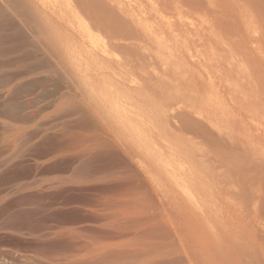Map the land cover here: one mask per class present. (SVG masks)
Listing matches in <instances>:
<instances>
[{"label": "bare ground", "instance_id": "1", "mask_svg": "<svg viewBox=\"0 0 264 264\" xmlns=\"http://www.w3.org/2000/svg\"><path fill=\"white\" fill-rule=\"evenodd\" d=\"M37 89L49 105L71 104L61 135L42 133L46 121L31 125L43 109L21 97ZM262 106L264 0H0V153L8 154L0 172L27 166L36 145L33 172L42 176L44 152L85 146L64 156L76 162V185H66L63 201L40 186L1 204H32L36 213L4 217L1 208L0 244L33 251L25 264L55 254L61 264H238L222 243L251 193L246 154L264 150L245 136L249 118L264 121ZM61 203L77 204L78 216L60 207L66 215L53 216L56 208L48 219L44 208ZM63 224L75 225V243L47 231Z\"/></svg>", "mask_w": 264, "mask_h": 264}, {"label": "rangeland", "instance_id": "2", "mask_svg": "<svg viewBox=\"0 0 264 264\" xmlns=\"http://www.w3.org/2000/svg\"><path fill=\"white\" fill-rule=\"evenodd\" d=\"M47 89H51V86L50 87H48ZM41 90L42 89H37L36 91H32V92H30V91H28V92H23L22 94L24 95H21V96H23V97H21V100H26L25 102H29V100H30V106H31V104H33L32 106H31V109H35V108H38V109H43V111L40 113V115L36 118V120L35 121H33V122H31V125H33V126H35L36 124H38V122H40L41 120L43 121V122H45V125L41 128V130H42V133H48V134H51V133H58V134H60L61 135V129H62V127H63V123H64V121L67 119L66 117H62L61 115L62 114H64L65 112L64 111H66V110H68L69 108H70V105L71 104H69V102H67V101H63V102H61V103H56L55 105H49V100L50 99H52V97H45V96H47V95H43V93L41 92ZM50 91V90H49ZM30 93V94H29ZM37 94H39L38 96H37ZM26 95V96H25ZM35 96H36V98H35ZM29 98V99H28ZM31 98H34L35 99V101L34 100H32L31 101ZM36 99L39 101L38 103H36L37 101H36ZM45 105H49V106H45ZM43 106V108H40V107H42ZM44 107H45V109H44ZM47 107V108H46ZM262 109L264 110V108H263V106H262ZM257 111H259V110H257ZM261 111V110H260ZM256 112V111H255ZM261 113H263V112H261ZM254 114H256V113H254ZM60 115V116H59ZM259 115H260V113H259ZM263 115V114H262ZM261 115V116H262ZM254 116H256V117H259L258 116V114L257 115H254ZM260 116V117H261ZM56 117V118H55ZM253 118V120H255L256 122H258V124H261V125H259L260 127L262 126H264V121H262L263 120V118H262V120L260 119V117L259 118ZM263 117V116H262ZM72 118H74V116L72 117ZM252 118V117H251ZM251 118H249L247 121H246V123H245V125H246V127H247V125H249L247 128L245 127V125H244V127H242L243 129L244 128H246V129H251V130H248V132H251V135H250V133H248L247 135H245V136H247L249 139L250 138H252L254 141H257V140H259V142L257 141V142H254L253 144H256V145H258L259 143H260V141L262 142V143H260V147H261V145H262V147H264V132H263V130H264V127L263 128H259V126L257 127L258 129H259V133H257V131H256V133H253V131H255V129H257L256 127H254V125H255V123L252 125V122L253 121H251L252 119ZM68 119H71L70 117L68 118ZM258 119H260V121L258 120ZM48 120H51V121H49L48 122ZM41 121V122H42ZM262 121V122H261ZM251 122V123H250ZM55 123H57L56 125H55ZM59 123V124H58ZM257 123H256V125H258ZM54 125V126H53ZM58 125V126H57ZM62 125V126H61ZM241 128V129H242ZM257 129V130H258ZM60 130V131H59ZM50 131H52V132H50ZM240 132H241V130H240ZM241 134V133H240ZM253 134V135H252ZM256 134V135H255ZM244 135V134H243ZM243 135H240V136H243ZM239 136V139L237 138V140H238V142L239 141H241L240 143L243 145V144H245L244 142L246 141V143L249 145V142L251 141V142H253V140L251 139V140H249V141H247L248 140V138L245 140V136L243 137V139L241 138ZM261 136H263L262 138H260ZM257 138V139H256ZM242 139V140H241ZM256 139V140H255ZM263 139V140H262ZM38 141V139H34V140H32L30 143H33V144H35L36 142ZM237 142V143H238ZM250 142V143H251ZM240 143H239V145H240ZM253 144H250L251 146L253 145ZM0 145H1V143H0ZM77 145V144H76ZM75 145V146H76ZM88 145V144H87ZM247 145V146H248ZM249 145V146H250ZM74 146V148H65V149H63V150H58V151H55V152H51V153H46V152H44L45 154H44V158H43V161H44V163H46V165H47V169L48 170H46V172L42 175V176H36V173H34L33 171H34V169H33V167L34 166H32V165H34V163H35V160H36V156H34L33 157V154H38V150H37V147H36V145L35 146H31V148L32 149H30V153H28V155L26 156V158L28 159V163H27V166H28V164H30L28 167L27 166H23V167H17L16 168V170L15 169H13V170H9V172L8 171H6V170H1V172H0V179H2L1 181H3L4 180V182H5V184H3L4 182H1L0 181V190H2L3 191V189H4V191L2 192V191H0L1 193H0V212H4V210H5V208L6 207H4V205H2L1 206V204H3V203H6L5 205H7V202H5V201H9L10 202V198H13L11 201H13L14 199H16V198H20L22 195H24L25 193H29V192H34L35 190H37V188L38 187H40V186H43L44 187V191H45V193H46V197H53V195H54V197L55 198H57V196H59L58 198L60 199V201H63V200H61V198H63V195H65V196H67V193L68 194H70V190H71V186H73V185H76L75 184V182L73 181V179H76L75 177H74V175H73V173H72V167L73 166H75V164H76V162H73V161H70L71 160V158L73 159V158H75V156L76 155H81V153H82V151H81V149L80 148H82L79 144L77 145V148ZM245 147H246V145H244ZM248 146V147H249ZM249 147V148H252V147ZM256 149H261L259 146H255V145H253ZM85 147V146H84ZM83 147V148H84ZM240 147H243V146H240ZM258 147V148H257ZM1 148V147H0ZM36 148V149H35ZM82 148V149H83ZM245 149H247V148H245ZM36 150V151H35ZM250 149H247V151H249ZM252 150V149H251ZM34 151V152H33ZM254 152H256L255 151V149L253 150ZM253 151H251L252 152V154H251V152H249V153H247L246 155H249L248 156V158L249 157H251L250 158V160L252 159V157L254 158L253 160H254V162L252 163V162H250V163H252L251 165H250V163L248 164V167H250L249 168V170H248V172L246 173V176H250V185L248 184V180L245 182V183H247L246 185V187H244L245 189L244 190H246V188H247V190H246V192H251V193H249V196H251L252 195V193H253V198H249V196H248V202L247 201H245L244 203H246L247 202V204L249 203V202H253L252 204L250 203V204H245V206L244 205H242V204H244V203H241L240 205H239V207L242 205L243 206V208H245L244 209V213L245 214H243L242 215V210L243 209H241V213L240 212H238V219L236 218V224H232L231 222H229L228 224H229V227H230V231L228 230V232L225 234L226 235V238L225 239H229L228 241H230V243L228 242V241H226V240H224V242H226V243H222V245H223V247H224V252H223V254L225 255V257L226 258H230V257H234L235 259H236V261L238 262V264H264V245L262 246V244L264 243V239H263V243L262 244H260L259 242H262V241H260V240H258V239H261L260 237H258V235L256 234V236H255V231H254V229L256 230L258 227L256 226L257 224H262V225H260V227H264V202H263V200H264V198H262V197H264V150H260V153H259V150L256 152L257 153V155L255 156L254 154H253ZM263 151V153H261ZM31 153H32V156H31ZM259 153V154H258ZM36 154V155H37ZM45 155H46V157H45ZM66 155H68V157L66 156ZM75 155V156H74ZM246 155L244 156L243 155V157L245 158L246 157ZM252 155V156H251ZM255 157H254V156ZM8 156V154L7 153H0V161L3 159V158H5V157H7ZM63 156V157H62ZM64 156H65V159H69L70 157V160L68 161H66V160H64ZM70 156V157H69ZM78 157V156H77ZM242 156L240 157V161L242 162V159L241 158H243ZM58 158V159H57ZM62 158V159H61ZM243 158V159H244ZM247 158V157H246ZM245 158V160H243L244 162H243V166H245L246 165V167H247V164L245 163V162H247L246 159ZM29 159H32V160H29ZM64 160V162H62V163H52V161L53 162H55L56 160ZM55 160V161H54ZM238 160V161H239ZM249 160V159H248ZM49 161V162H48ZM69 162V163H68ZM33 163V164H32ZM65 163V164H64ZM238 163H240V162H238ZM244 163H245V165H244ZM241 164V163H240ZM239 164V165H240ZM58 165H59V167H58ZM67 165H71L70 167H68ZM250 165V166H249ZM30 166H32V169H31V167ZM242 166V167H243ZM27 167V169H25ZM57 167L59 168L58 170H57ZM60 167H61V169H63V170H61L60 169ZM62 167H65V169L64 168H62ZM240 167H241V165H240ZM241 167V168H242ZM23 168V169H22ZM31 171H30V170ZM55 169V170H54ZM24 172H28L29 174H31V177L30 178H28V173H27V177H23V176H17L18 175V172H19V174L22 172V171ZM28 170V171H27ZM49 170H50V172H49ZM54 170V171H53ZM61 170V171H60ZM66 170V171H65ZM63 171V172H62ZM1 173H2V176H1ZM10 173V174H9ZM248 174V175H247ZM14 176H16V177H14ZM30 176V175H29ZM62 176V177H61ZM8 177H10V178H8ZM54 177V178H53ZM62 178V179H61ZM5 179H8V180H6L5 181ZM15 179V180H14ZM17 179V180H16ZM57 179V180H56ZM10 180H13L12 182H10L9 183V181ZM35 180H37L38 181V183L37 184H35V185H31V186H28V182H33V181H35ZM46 180V181H45ZM54 180V181H53ZM243 180H245V179H243ZM49 181V182H48ZM61 181V182H60ZM55 182V183H54ZM242 182V181H241ZM8 183V184H7ZM15 183V184H14ZM26 183V184H25ZM40 183V184H39ZM47 183V184H46ZM52 183H53V185H52ZM63 183V184H62ZM21 184V185H20ZM24 186H23V185ZM244 183H242V186H244L243 185ZM47 185V187H45ZM68 186V185H70V187L68 188L67 186L65 187V188H63L64 186ZM241 185V184H240ZM11 186V187H10ZM26 186V187H25ZM61 187V189H60V187ZM10 187V188H9ZM58 187H59V189H58ZM241 187V186H240ZM249 187V188H248ZM27 188V189H26ZM70 189V190H68V189ZM241 188H243V187H241ZM7 189V190H6ZM18 189V191L19 190H21V191H16ZM35 189V190H34ZM62 189H63V192H62ZM66 189V190H65ZM34 190V191H33ZM59 190H61V191H59ZM68 190V191H67ZM14 191V192H13ZM53 192V191H56L55 193L53 192L52 194H50L51 192ZM58 191H59V194H58ZM66 191V192H65ZM50 192V193H49ZM242 192V191H241ZM245 192V191H244ZM22 193V194H21ZM63 193V194H62ZM248 193H246V194H248ZM256 193V194H255ZM55 194H56V196H55ZM62 194V195H61ZM71 194H72V192H71ZM243 194H245V193H243ZM242 194V195H243ZM261 194V195H260ZM16 195H19V196H16ZM49 195H51V196H49ZM60 195H61V197H60ZM256 195V196H255ZM258 195H259V197H261L262 198V200L260 199L259 201H257V198L255 199V197H258ZM3 196H5L4 198H3ZM8 196V197H7ZM64 196V198H65V200H67V198ZM68 196H70V195H68ZM251 196V197H252ZM15 197V198H14ZM254 199V200H253ZM16 200H18V199H16ZM64 200V201H65ZM252 200V201H251ZM260 204L261 203V201L263 202V205L261 206V204L259 205L258 203H256V201ZM256 204H258V206L256 207ZM75 205H77V204H68V205H63L62 203L61 204H51V205H48L49 207H45L44 208V210H43V212H44V214H46V216H47V218L48 219H50L51 217L52 218H54L53 216H59V218H60V215L59 214H61L62 212H59L60 210H59V208L60 207H62V208H64L63 210H61V211H64L65 209L67 210V212H63L64 214L65 213H67V216L66 217H71V216H76L77 215V213L76 212H78V211H75V210H77V209H75L74 207H75ZM72 206H74L73 208H72ZM255 206V207H254ZM1 208L2 209H4V210H1ZM19 208V210H16V209H18ZM26 208H28V209H26ZM46 208H47V210H46ZM58 209V211L56 210V211H54V212H56L55 214H53V216H52V213H54V212H52L53 210H55V209ZM70 208H72L73 209V211L72 210H68V209H70ZM242 208V207H241ZM8 209V208H7ZM20 209H22V211L23 212H27L28 211V214H31V213H29V212H32V213H36V207L34 206V205H22V206H17V207H15L14 209H8V210H5V212H4V214H5V216L4 217H9V216H11V215H13V214H10L12 211H13V213H16V212H14V210L15 211H20V213H23ZM26 209V210H25ZM61 209V208H60ZM25 210V211H24ZM30 210V211H29ZM65 210V211H66ZM7 211V212H6ZM71 211V212H70ZM50 212H51V214H50ZM59 214H58V213ZM73 212H75L76 213V215H75V213H73ZM10 214V215H7V214ZM19 213V212H18ZM47 213H49V215H51V217H49V215H47ZM62 213V216L64 217V214ZM71 213H73V215L70 214ZM17 214V213H16ZM0 215H1V213H0ZM66 215V214H65ZM244 217H242V216ZM245 215V216H244ZM61 216V217H62ZM78 216V215H77ZM4 217H3V219H4ZM57 217H55V219L57 218ZM51 218V219H52ZM3 219H0V221H2ZM244 219H245V221H244ZM257 220H259V221H257ZM256 221H257V223H256ZM260 221H261V223H260ZM234 223V222H233ZM231 225V226H230ZM256 226V227H255ZM253 227H255V228H253ZM74 228V229H73ZM231 228H233V229H231ZM236 228H238L237 230L238 231H240V232H242V230L244 231V233H243V235H242V237H241V239H238L237 240V238H236V236H235V238H234V235H236V232L235 231H237L236 230ZM224 230V229H223ZM232 230V231H231ZM253 230V231H252ZM47 231H51V232H53L54 234L52 235V236H54V235H56L57 233L58 234H60L62 237H64V238H62V240L63 239H66L65 241H64V243H73L74 241H76V239H73V238H69V237H72V236H74L75 234H78L79 232L78 231H76L75 230V225H72V224H63V225H60V226H57V227H53V228H48L47 229ZM64 231L65 232H67L68 233V235H70V236H65V235H67L66 233H65V235H63V233H64ZM74 232L73 234L74 235H71V234H69V232ZM0 232H2V231H0ZM239 232V233H240ZM56 233V234H55ZM235 233V234H234ZM76 236V235H75ZM228 236V237H227ZM233 236V237H232ZM29 237V236H28ZM77 238V237H76ZM68 239H70L71 241H68ZM237 240V241H234V240ZM74 240V241H73ZM233 240V242H234V244H231V241ZM256 240H258V241H256ZM67 241V242H66ZM232 242V243H233ZM239 242V243H238ZM75 243V242H74ZM238 243V244H237ZM234 245V246H233ZM236 245H237V247H236ZM228 246L229 247H236L239 251H237V249L235 250V253L233 254L232 252H234V250L232 251H230V249L228 248ZM239 246V247H238ZM4 249V250H3ZM0 259L1 260H3L6 264H8V262H9V264H14V262H11L12 260L9 258V257H7L8 256V254L9 253H11V252H14L15 254H20V255H22V257L21 258H23L22 259V262H20L21 264L22 263H24V261L23 260H27L26 259V254L27 255H34V252L33 251H31V250H29V251H19V250H17V249H12L11 247H9V246H5L4 244L2 245V244H0ZM3 250V251H2ZM12 250V251H11ZM5 251H6V253H5ZM238 254H237V253ZM7 254V255H6ZM24 254V255H23ZM229 254V255H228ZM10 255V257H12L11 256V254H9ZM30 255V256H31ZM223 255V256H224ZM30 256H27V257H30ZM47 256H49V255H46V256H44L43 257V259L46 261V263L48 262V264H61V262L60 261H58V263H56V262H54L53 260L54 259H57V258H60V256L59 255H57L56 256V254L54 255L55 256V258L54 259H52L53 257H50L51 259H48L49 257H47ZM51 256V255H50ZM224 258V257H223ZM222 258V259H223ZM19 263V264H20ZM46 263H44V264H46ZM25 264V263H24Z\"/></svg>", "mask_w": 264, "mask_h": 264}]
</instances>
